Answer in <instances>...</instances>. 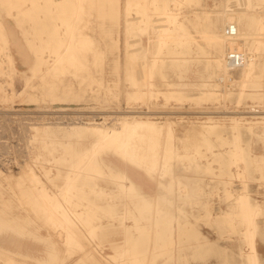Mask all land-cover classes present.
Masks as SVG:
<instances>
[{"label": "rangeland", "instance_id": "374dc122", "mask_svg": "<svg viewBox=\"0 0 264 264\" xmlns=\"http://www.w3.org/2000/svg\"><path fill=\"white\" fill-rule=\"evenodd\" d=\"M227 48L250 50L247 81ZM251 246L264 264V0H0V264H247Z\"/></svg>", "mask_w": 264, "mask_h": 264}, {"label": "bare ground", "instance_id": "6f19581e", "mask_svg": "<svg viewBox=\"0 0 264 264\" xmlns=\"http://www.w3.org/2000/svg\"><path fill=\"white\" fill-rule=\"evenodd\" d=\"M169 9V8H168ZM76 11H77V8L75 9L74 8V10H73V13H76ZM174 11H171V10H167V9H161V10H159V13H160V16H163V17H165V19H164V23H163V25L161 26V29H160V33H161V40H164V38H165V35L169 32V25H168V23H170V22H172V21H174L175 19H176V14L175 13H173ZM169 17H171V19H169ZM68 45H70V44H68ZM247 53H250V50H248V52ZM223 62H224V59H223ZM224 67L227 69V70H229L228 68H227V66L225 65V62H224ZM253 67H254V62H252L251 61V59L250 58H248V60H247V62L243 65V67H241V68H243V70H244V73H243V82H245V81H247V79H248V76H249V74H250V72H251V70L253 69ZM131 77H135V75L134 74H132V76ZM123 121V120H122ZM121 121V122H122ZM118 123V122H117ZM125 122H123V124H121L122 125V127H124V124ZM119 124V123H118ZM142 124V123H141ZM106 125V124H105ZM117 125V124H116ZM129 125V124H128ZM137 124L135 123L134 125H133V123H132V126H131V124L129 125L130 127L128 128V132L127 133H129V136L131 135V134H133V133H135V130L137 129L136 127L137 126H141V125H137ZM147 125V124H146ZM143 126H144V124H143ZM151 126V125H150ZM149 126V127H150ZM156 126V125H155ZM139 127H138V129H139ZM142 127V126H141ZM145 127V126H144ZM143 127V128H144ZM154 127V126H153ZM143 128H140V129H142L143 130ZM148 128V127H147ZM125 129V128H124ZM146 129V128H145ZM149 129H151V128H149ZM112 130V129H111ZM119 130V129H118ZM117 130V131H118ZM155 134H157V135H159L158 133H160V130L162 131V129L160 128V127H155ZM138 131V133H140L141 132V130L139 131V130H136V132ZM148 131H150L151 132V130H148ZM100 132H103V131H101L100 129H97V128H95L94 130H93V133L97 136V137H100L99 136V134H100ZM107 132V131H106ZM105 132V133H106ZM143 132V131H142ZM144 132H145V130H144ZM120 133V132H119ZM119 133H116V134H114V133H107V136L106 137H104L105 139H107V140H117V139H119ZM109 134V135H108ZM125 136H126V134H125ZM123 137V136H122ZM121 138V137H120ZM237 142H238V134L237 135H235L234 137H233V141H232V143L236 146V148H237ZM87 149V148H86ZM85 149V150H86ZM238 150L236 149L235 151H233V152H231V157H233L234 158V156H236L237 154H238ZM85 154H86V152H85ZM83 155H84V153H82L81 155H80V157H79V159H81L82 160V158H83ZM239 199H240V201H239V203H238V206L240 207V209H238L239 211H238V213H237V215H239V217H240V221H239V223H240V225H244L245 226V231H244V234H245V237H246V241L247 242H249V243H251L252 244V242H251V240H252V235L254 234V231L252 230V228L250 227V225H251V222H252V214L254 213V208H251L247 203H246V195H241L240 197H238ZM246 256H247V264H258L257 263V261L255 260V255H254V249H253V246H251V247H249V251L247 252V254H246Z\"/></svg>", "mask_w": 264, "mask_h": 264}, {"label": "built area", "instance_id": "2783aa9c", "mask_svg": "<svg viewBox=\"0 0 264 264\" xmlns=\"http://www.w3.org/2000/svg\"><path fill=\"white\" fill-rule=\"evenodd\" d=\"M224 36L226 38H235L238 35V29L235 24H227L225 26ZM248 54L243 49L227 48L224 54V62L231 71L239 70L247 61Z\"/></svg>", "mask_w": 264, "mask_h": 264}, {"label": "crops", "instance_id": "0c3cea01", "mask_svg": "<svg viewBox=\"0 0 264 264\" xmlns=\"http://www.w3.org/2000/svg\"><path fill=\"white\" fill-rule=\"evenodd\" d=\"M222 207V203L221 204H219V202H218V198H214V208H215V210H218V208H221ZM26 243H28L27 242V240H23L22 241V247L20 248V247H18V246H16L18 249H16V248H14V249H12V251H14L16 254H18V255H21V257H23L24 259L25 258H30V257H32V256H34V257H41L40 256V253L42 252V250H41V248H40V246L42 245L41 243L39 244V250H38V254H31V250L30 249H28V248H25V247H27V244ZM15 246V245H14ZM29 247V246H28ZM78 260V257L76 258V259H67V260H65L64 262H76ZM44 261H46V260H44Z\"/></svg>", "mask_w": 264, "mask_h": 264}]
</instances>
